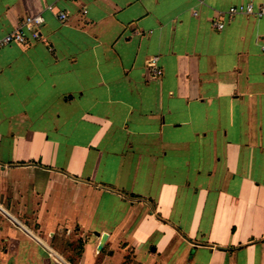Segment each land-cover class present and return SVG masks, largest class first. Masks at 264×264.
Segmentation results:
<instances>
[{
	"label": "crops",
	"instance_id": "obj_1",
	"mask_svg": "<svg viewBox=\"0 0 264 264\" xmlns=\"http://www.w3.org/2000/svg\"><path fill=\"white\" fill-rule=\"evenodd\" d=\"M249 4L0 0V37L45 17L0 49V264H264Z\"/></svg>",
	"mask_w": 264,
	"mask_h": 264
},
{
	"label": "built area",
	"instance_id": "obj_2",
	"mask_svg": "<svg viewBox=\"0 0 264 264\" xmlns=\"http://www.w3.org/2000/svg\"><path fill=\"white\" fill-rule=\"evenodd\" d=\"M87 11L85 10L84 13ZM229 17H233L236 14L256 15L257 17H264V7L255 10L252 4L232 6L228 11ZM68 17L67 13H60L59 18L64 21ZM221 17V16H220ZM45 24V17L42 14L28 15L26 16L21 25L16 27L10 33L0 37V49L10 44L28 45L32 41H38L42 38L41 29ZM214 26L222 30L225 28L226 23L222 18L215 19ZM158 58H153L151 64L153 67H157ZM154 73L160 75L161 69H154Z\"/></svg>",
	"mask_w": 264,
	"mask_h": 264
}]
</instances>
